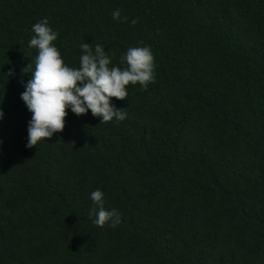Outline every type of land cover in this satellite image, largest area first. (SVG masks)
I'll return each mask as SVG.
<instances>
[{
    "label": "trees",
    "instance_id": "trees-1",
    "mask_svg": "<svg viewBox=\"0 0 264 264\" xmlns=\"http://www.w3.org/2000/svg\"><path fill=\"white\" fill-rule=\"evenodd\" d=\"M44 18L66 66L149 47L154 82L111 98L126 119L68 108L27 148ZM0 109V264H264V0H0ZM96 189L117 227L89 216Z\"/></svg>",
    "mask_w": 264,
    "mask_h": 264
},
{
    "label": "clouds",
    "instance_id": "clouds-1",
    "mask_svg": "<svg viewBox=\"0 0 264 264\" xmlns=\"http://www.w3.org/2000/svg\"><path fill=\"white\" fill-rule=\"evenodd\" d=\"M112 18L127 22V16H121L120 10L112 12ZM132 24L137 23L133 19ZM29 46L37 50L34 70L32 62L22 71H31L32 78L24 85L25 91L21 99L29 112L32 113L28 122V138L26 147L32 148L42 139L51 138L65 127L66 109L70 108L77 116L85 115L90 110L94 117L105 123L115 118L117 121L126 119L127 113L111 103V98L125 100L128 96L126 86L139 83L147 88L154 82V57L149 47H132L121 56L126 67L121 69L111 64L110 57L102 45L93 48L90 43H82L80 67L66 66L61 54L53 41L58 33L48 26L47 18L34 24ZM14 70L9 69L8 76ZM3 110L0 109V118ZM93 207L89 216H94L93 223L103 227L110 223L117 227L121 216L117 209H106L104 193L100 189L91 192Z\"/></svg>",
    "mask_w": 264,
    "mask_h": 264
}]
</instances>
